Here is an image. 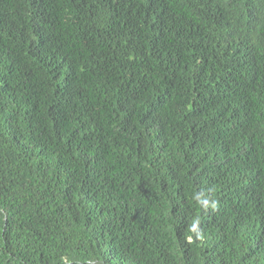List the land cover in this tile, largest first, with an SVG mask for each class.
<instances>
[{
    "label": "trees",
    "instance_id": "1",
    "mask_svg": "<svg viewBox=\"0 0 264 264\" xmlns=\"http://www.w3.org/2000/svg\"><path fill=\"white\" fill-rule=\"evenodd\" d=\"M0 264H264V0H0Z\"/></svg>",
    "mask_w": 264,
    "mask_h": 264
},
{
    "label": "clouds",
    "instance_id": "2",
    "mask_svg": "<svg viewBox=\"0 0 264 264\" xmlns=\"http://www.w3.org/2000/svg\"><path fill=\"white\" fill-rule=\"evenodd\" d=\"M197 203L201 205V207L207 209V208H213L216 207V202L214 200H210L209 198L205 197L203 193H197L195 197ZM198 225H199V218H197L190 226L189 231L196 233L198 231ZM192 237L189 236L188 240L191 241Z\"/></svg>",
    "mask_w": 264,
    "mask_h": 264
}]
</instances>
